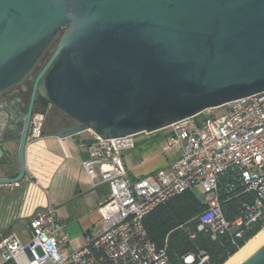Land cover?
<instances>
[{
	"label": "water",
	"instance_id": "95a60500",
	"mask_svg": "<svg viewBox=\"0 0 264 264\" xmlns=\"http://www.w3.org/2000/svg\"><path fill=\"white\" fill-rule=\"evenodd\" d=\"M260 92L264 0H0V152L20 141V172L0 184L29 175L38 96L70 123L54 136L110 139ZM241 264H264V246Z\"/></svg>",
	"mask_w": 264,
	"mask_h": 264
},
{
	"label": "built area",
	"instance_id": "2783aa9c",
	"mask_svg": "<svg viewBox=\"0 0 264 264\" xmlns=\"http://www.w3.org/2000/svg\"><path fill=\"white\" fill-rule=\"evenodd\" d=\"M226 113L201 114L171 124L169 146L181 156L167 169L132 181L122 153L136 147V135L105 139L92 133L89 158L83 168L94 186L106 185L109 199L98 212L103 230L83 246L65 253L68 243L51 208L36 212L30 221L28 242L12 237L0 245L3 263L13 264H171L167 247L157 248L148 238L143 219L169 199L196 188L204 191V209L198 214V231L209 230L213 239L226 232L252 229L264 222V92L234 100ZM52 105L33 112L28 141L44 137ZM222 178L230 182L223 187ZM19 185V183H16ZM244 188L254 196L234 221L222 210L223 189ZM194 237V236H192ZM185 264H204V251L189 253Z\"/></svg>",
	"mask_w": 264,
	"mask_h": 264
},
{
	"label": "crops",
	"instance_id": "0c3cea01",
	"mask_svg": "<svg viewBox=\"0 0 264 264\" xmlns=\"http://www.w3.org/2000/svg\"><path fill=\"white\" fill-rule=\"evenodd\" d=\"M28 90L19 95L23 109ZM68 126L70 123L62 113L52 107L44 137L27 142L25 160L29 175L19 185L0 184V245L12 237L30 241L33 235L30 221L37 211L46 208L53 209L62 234L68 238L62 247L65 253L80 248L103 230L98 209L109 199V189L106 185L94 186L83 168V162L89 158L92 133L87 131L67 138L54 136ZM170 136L169 128L136 135V147L122 153L132 181L167 169L180 158V147H170L169 142L159 145L160 140H169ZM19 146L20 141H14L8 145L7 152H0V179L18 176ZM221 184H228L225 178ZM0 264H3L1 254Z\"/></svg>",
	"mask_w": 264,
	"mask_h": 264
},
{
	"label": "trees",
	"instance_id": "16d2710c",
	"mask_svg": "<svg viewBox=\"0 0 264 264\" xmlns=\"http://www.w3.org/2000/svg\"><path fill=\"white\" fill-rule=\"evenodd\" d=\"M51 54L52 52L50 56ZM48 105L43 97L38 96L33 112L44 111ZM226 181L230 182L229 179ZM253 199V194L245 192L241 186H237L235 190L224 188L221 200L226 219L234 221L242 214L245 205L251 204ZM204 207V204L188 191L157 206L144 217L143 226L148 238L157 248L167 247L171 264H185L183 256L189 253L197 255L199 251H204L209 257L208 262L204 264H225L264 228L262 222L252 229L226 232L213 239L209 230L198 231L196 217Z\"/></svg>",
	"mask_w": 264,
	"mask_h": 264
},
{
	"label": "bare ground",
	"instance_id": "6f19581e",
	"mask_svg": "<svg viewBox=\"0 0 264 264\" xmlns=\"http://www.w3.org/2000/svg\"><path fill=\"white\" fill-rule=\"evenodd\" d=\"M264 246V228L225 264H241Z\"/></svg>",
	"mask_w": 264,
	"mask_h": 264
},
{
	"label": "rangeland",
	"instance_id": "374dc122",
	"mask_svg": "<svg viewBox=\"0 0 264 264\" xmlns=\"http://www.w3.org/2000/svg\"><path fill=\"white\" fill-rule=\"evenodd\" d=\"M63 35V33L61 34V36ZM60 36V37H61ZM54 48H55V45L54 47L44 56L43 60H42V63H41V67L38 69V71L34 74V78L36 77V75L38 74L39 70L44 66V64L47 62V60L49 59L50 57V53L54 51ZM32 84L33 82L31 81V83L27 82L26 86L28 87V92L27 94L25 95V102H26V108L28 106V103H29V99H30V91H31V88H32ZM226 113V108L225 107H220V108H217V109H213L211 112H210V115L211 116H215V117H221L223 115H225ZM169 142V140H160L159 141V145L160 146H164L165 144H167ZM194 194L198 197V199H200L202 202L204 201V191L201 189V188H196L193 190Z\"/></svg>",
	"mask_w": 264,
	"mask_h": 264
},
{
	"label": "flooded vegetation",
	"instance_id": "af4514ba",
	"mask_svg": "<svg viewBox=\"0 0 264 264\" xmlns=\"http://www.w3.org/2000/svg\"><path fill=\"white\" fill-rule=\"evenodd\" d=\"M62 33H64V31H62V32L59 34V37L61 36ZM29 83H31V81H29Z\"/></svg>",
	"mask_w": 264,
	"mask_h": 264
}]
</instances>
